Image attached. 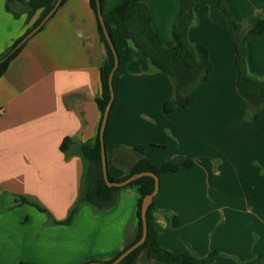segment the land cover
Masks as SVG:
<instances>
[{"label":"crops","instance_id":"0c3cea01","mask_svg":"<svg viewBox=\"0 0 264 264\" xmlns=\"http://www.w3.org/2000/svg\"><path fill=\"white\" fill-rule=\"evenodd\" d=\"M123 1L104 0L103 8ZM25 2L0 0V59L47 11ZM145 2L156 32L174 45L184 0ZM228 3L245 28L264 18V0ZM210 11L208 3H196L189 29L190 41L208 49L210 75L191 91L188 107L171 112L163 108L174 94L170 77L114 28L119 92L108 119V170L122 178L142 157L157 166L192 160L160 179L151 214L161 244L200 258L217 251L212 264H264V106L257 119L248 117L234 42ZM246 46L249 72L264 79V31L249 35ZM106 59L90 0H66L0 78V264L110 263L134 239L137 185L118 187L110 208L84 203L72 222L62 223L90 166L81 149L100 140L97 100ZM66 138L73 140L67 151ZM137 264L171 263L143 251Z\"/></svg>","mask_w":264,"mask_h":264},{"label":"trees","instance_id":"16d2710c","mask_svg":"<svg viewBox=\"0 0 264 264\" xmlns=\"http://www.w3.org/2000/svg\"><path fill=\"white\" fill-rule=\"evenodd\" d=\"M65 1L66 0H63L62 2ZM100 1L107 28L116 47L117 44L114 35V28L117 29L121 36L133 40L152 69L161 71L170 77L174 87V94L171 99L164 103L163 108L165 112H171L178 106L188 107L191 103V91L200 83L207 80L210 75L212 64L210 62L208 49L202 44L192 43L189 39V29L194 18L195 4L198 2L208 3L211 8V19L214 22L222 24L234 42L237 53L236 64L239 72L238 85L241 93L247 100L248 117L254 119L259 117L260 111L264 106V79H258L248 70L246 41L249 35L262 33L264 31V18H259L250 28H245L244 25L233 15L228 0H184L182 13L174 29L176 43L172 46H167L153 27L150 7L145 0H124L108 12L103 8L104 0ZM55 2L56 0H28V2H25L29 7H48L47 11L34 27L42 21ZM90 4L98 20L100 37L107 48V59L102 66L103 91L102 96L97 100L104 114L106 106L110 100L109 76L114 67L115 58L98 17L97 1L90 0ZM20 40L21 39L15 42L12 49ZM23 46L10 54L5 61L0 63V78L7 70L10 61L21 51ZM113 86L115 98L112 103L111 111L118 98L119 67L114 74ZM108 127L109 121L105 130V145H107ZM72 141L71 138H66L62 143V149L67 151ZM135 149L140 153H143L142 146H136ZM81 153L90 161V166L86 169L84 185L80 196L71 209L68 218L62 223L72 222L79 206L84 203H89L96 210H101L110 208L115 202V193L118 187L108 186L103 176L100 140L95 148L83 146ZM191 164L192 160L185 159L181 162L171 160L165 162L161 166H157L151 163L146 157H142L130 173L124 177L114 178L109 174V178L112 181H123L138 172L153 171L161 179L165 174L176 173L182 166H190ZM128 185H137L141 196L136 210V234L134 239L128 243L125 249L133 245L142 237V201L147 194L153 192L155 188V179L151 176H142L131 181ZM24 201L27 200L22 199L21 202ZM35 205L40 210L47 212L44 207L38 204ZM153 208L154 201L151 203L147 213L148 235L146 241L118 264H137V258L143 251H146L148 257L151 259L171 264H212L214 262V258L218 253L217 251H212L208 256L200 258L194 256L189 251L177 253L164 247L159 240L158 231L153 223L151 214ZM172 223L174 225L178 223L177 216L172 217ZM21 264L38 263L22 262Z\"/></svg>","mask_w":264,"mask_h":264},{"label":"water","instance_id":"95a60500","mask_svg":"<svg viewBox=\"0 0 264 264\" xmlns=\"http://www.w3.org/2000/svg\"><path fill=\"white\" fill-rule=\"evenodd\" d=\"M62 1L63 0H56V2L54 3L53 7L46 14V16L42 19V21L36 27H34L30 32H28L16 44V46L11 50V52L9 54H7L3 58H1L0 59V63L5 61L9 57L10 54L15 52L19 48H21L35 33H37L44 26V24L47 22V20L54 14V12L57 10V8L61 5ZM96 1H97L98 17H99V20L101 22V25H102V28H103V32H104V34L106 36L107 42L109 43V46H110V48H111V50H112V52L114 54V58H115L114 67H113V69H112V71L110 73V76H109L110 100H109V102H108V104L106 106V109L104 111L102 124H101V129H100V143H101V158H102L103 176H104L108 186H110V187H112V186L121 187V186L128 185L131 181H133L135 179H138V178H140L142 176H151V177H153L155 179V188H154L153 192L147 194L143 198V201H142L141 217H142V221H143V234H142V237L140 238V240H138L133 245H131L130 247L125 249L115 260H113L110 263H102V262L90 263V264H118L123 259H125L129 254H131L135 249H137L138 247L143 245L144 242L146 241V238H147V235H148L147 213H148V210H149V207H150L151 203L153 202L155 196L158 194V192L160 190V178L153 171L138 172V173L133 174L132 176H130L129 178H127V179H125L123 181H112L109 178L108 159H107V151H106V145H105V130H106V127H107V123H108V119H109L112 103H113V100L115 98V91H114V86H113V78H114V74H115L116 70L118 69V67L120 65V56H119V52L117 50V47H116V45H115V43H114V41H113V39H112V37H111V35L109 33V30L107 28V25H106V22H105V19H104V15H103V11H102L101 1L100 0H96Z\"/></svg>","mask_w":264,"mask_h":264}]
</instances>
